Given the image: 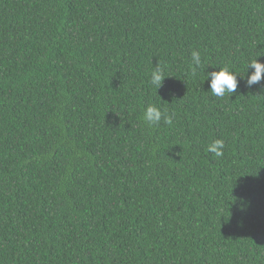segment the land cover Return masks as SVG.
Returning <instances> with one entry per match:
<instances>
[{
  "label": "trees",
  "instance_id": "1",
  "mask_svg": "<svg viewBox=\"0 0 264 264\" xmlns=\"http://www.w3.org/2000/svg\"><path fill=\"white\" fill-rule=\"evenodd\" d=\"M257 58L264 0H0V264H264Z\"/></svg>",
  "mask_w": 264,
  "mask_h": 264
},
{
  "label": "clouds",
  "instance_id": "2",
  "mask_svg": "<svg viewBox=\"0 0 264 264\" xmlns=\"http://www.w3.org/2000/svg\"><path fill=\"white\" fill-rule=\"evenodd\" d=\"M192 57V75H196V70L203 69L205 63L202 60L201 52L193 51L191 53ZM261 57V56H260ZM249 69H254V72L249 76ZM246 83L249 88L253 85L258 84L264 79V63L258 62L257 59H253L246 65ZM238 77H244L239 71H233L230 65H225L220 68L219 71L207 72L206 81L210 80V93L219 98H225L233 93H236L238 88ZM166 78L165 69L158 63L151 71L149 84L158 90L163 86V82ZM143 121L150 126L159 125L163 120L165 124L171 125L173 120L168 114L167 110H162L155 104H151L144 109ZM226 148L225 141L223 139H213L208 144L206 151L211 153L216 158L223 157L224 150ZM243 199L241 200V205H243ZM241 207V211H243Z\"/></svg>",
  "mask_w": 264,
  "mask_h": 264
}]
</instances>
